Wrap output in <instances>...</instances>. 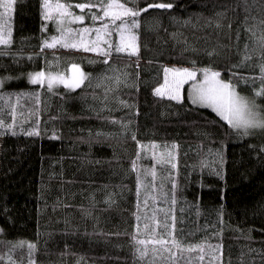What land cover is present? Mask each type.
Returning a JSON list of instances; mask_svg holds the SVG:
<instances>
[{
	"label": "trees",
	"instance_id": "obj_1",
	"mask_svg": "<svg viewBox=\"0 0 264 264\" xmlns=\"http://www.w3.org/2000/svg\"><path fill=\"white\" fill-rule=\"evenodd\" d=\"M62 2L85 16L75 25L92 24L87 9L76 5L99 0ZM160 2L173 8L141 14L138 51H113L106 63L103 53L44 45L60 32L42 17V0H14L11 42L0 45V111L10 122V101L17 113L15 135L0 129V264H264V129L241 136L243 130L186 94L172 100L152 91L165 65L209 67L264 112V96L255 94L264 83V0H137L140 7ZM116 37L113 30L114 43ZM73 64L91 74L75 89H49L26 78L38 70L68 75ZM33 127L39 134L27 135ZM168 152L175 168L158 164ZM173 216L185 245L178 259L154 253L161 246L151 244L160 238L150 235L153 229L171 239ZM134 233L149 240L143 258ZM29 241L36 245L31 256ZM201 242L203 253L187 249ZM207 244L220 245L214 260Z\"/></svg>",
	"mask_w": 264,
	"mask_h": 264
},
{
	"label": "snow or ice",
	"instance_id": "obj_2",
	"mask_svg": "<svg viewBox=\"0 0 264 264\" xmlns=\"http://www.w3.org/2000/svg\"><path fill=\"white\" fill-rule=\"evenodd\" d=\"M14 0H0V45H7L11 42V34L12 29L8 27L9 20L8 16L13 10ZM42 12L41 15L45 20L55 19L59 22V32L60 35H53L51 37V41L45 40L44 45L48 47H53L55 44L59 42H63L64 47L68 48H84L88 51L94 53H103L105 57L106 63H109L108 59L111 53L114 51L115 53H135L138 51L137 45V31L141 25V14L147 12L152 8H160V9H171L173 8L172 3H145L144 7H140L137 3V0H107L105 3L104 0H99L98 3H79L76 7L87 11L91 14L92 24L85 25L82 28H74V27H64L65 22L69 25L72 24L73 21H83L85 19L84 15H77L74 11H72V4L62 2V0H42ZM93 8H97L100 10L98 14L95 11H92ZM100 21V23H97ZM43 27V25H42ZM115 30L118 33L119 41L118 43H114L112 41V32ZM95 32L94 38H88V34ZM239 38V37H238ZM69 40H71V44H69ZM107 45L106 47L103 45ZM44 45H41L43 47ZM260 46L264 48V37L260 38ZM247 48V44L245 45ZM214 50L209 53V55H213ZM244 59H248V56L245 55ZM195 63V62H193ZM74 70L71 76H67L63 72H48L46 73L44 70H40L37 72L29 73V79L32 82H39L41 85L46 83L49 89H52L56 84H64L66 88L75 89L79 87L80 84L84 83L86 79L91 78V74L83 72L81 66L79 64L71 65ZM197 72H201L203 75L202 80L197 79ZM171 73V76H169ZM164 82L162 84H158L155 88L152 89L153 93L158 96H168L172 100H181V88L185 81H189L191 83V87L189 89V98L192 100L194 104H205L208 107H211L227 124L237 131H240L241 136H248L252 129L260 128L264 129V112L258 110L259 106L256 104L254 98H249L245 95L236 91L234 85H232L229 81L221 80L220 72L213 70L212 68L205 67L203 69H190V68H176L173 67H164ZM259 76L262 81H264V64L260 65V73ZM6 79V78H5ZM115 81L118 85L120 81V76L117 75ZM2 80H0V84H2ZM255 94L257 96H264V83L261 84L259 89L255 90ZM3 93H0V98L3 97ZM9 97L11 94H7ZM17 98L19 99V94H17ZM11 121L9 122L4 116V112L0 111V129H6L12 132L13 135L16 134V124H17V113H16V105L11 104ZM115 122V118H111ZM23 131V127L20 128ZM3 131H0V135H3ZM27 135H38L39 129L38 127H33L28 130ZM55 135V133H53ZM134 140L136 139L135 133H133ZM138 144H141L140 141H137ZM155 141L152 142L153 146H155ZM155 155V153H154ZM169 159H165L164 155H161L158 160L159 165L171 164L173 168L176 165L173 163L171 152H168ZM216 157L219 160V165L222 166L224 163L223 153L217 151ZM207 161H202L201 166H206ZM155 165L153 166L152 175L156 176ZM132 168H136V161L133 160ZM137 195L139 196L140 188L142 186V181L139 176V170H137ZM171 175V173H170ZM216 175H221L219 170H216ZM173 186V191L177 187V182L175 179L171 181ZM155 187V185H153ZM155 199V197H154ZM172 203L175 204V198L173 197ZM137 206L139 208V200L137 201ZM157 209H159V205H157ZM164 224L163 227L165 230L168 229V210L164 209ZM87 214V213H86ZM156 217V212H153V219ZM140 217L137 216V233L141 232V228L139 225ZM172 231L167 232V236L171 237V239H165L163 233H157L155 229H153L150 235L157 236L159 235V239H152L151 244L160 245L161 249L153 248L152 251L154 253L160 251L161 255H163V251H167L171 254V258L178 259L179 255L183 253L185 245L183 241L175 235V217H172ZM155 223L157 226L161 224L159 219H155ZM145 229L148 228V225L144 226ZM2 231V229H0ZM133 239L136 240L138 245H143L144 248L141 250L140 247H137L135 251L138 253L140 258H143L147 251V245L149 244V240L147 239H136V233L133 234ZM23 244L24 242H19ZM205 242H201L200 244H190L187 246V249L191 251L192 249H199L201 253L205 251L204 247ZM27 246L29 249V255L31 256L32 250L36 247V245L29 241L27 242ZM173 247L178 251H173ZM207 248L209 249L208 255L215 259V254L217 250L220 248V245H212L207 244ZM200 259L203 260L204 256L201 255ZM29 264H35L34 261L30 259ZM211 264V262H210Z\"/></svg>",
	"mask_w": 264,
	"mask_h": 264
},
{
	"label": "rangeland",
	"instance_id": "obj_3",
	"mask_svg": "<svg viewBox=\"0 0 264 264\" xmlns=\"http://www.w3.org/2000/svg\"><path fill=\"white\" fill-rule=\"evenodd\" d=\"M0 11H2V9H0ZM53 20V22H55V26L59 29V22L57 21V20H55V19H52ZM76 22H79V21H73L72 22V24L71 25H69L67 22H65V24H64V27H69V26H71V27H74V28H82V26H80V25H75L76 24ZM95 37V32L93 31L92 33H89L88 34V38H94ZM118 41H119V36H118V33H117V37H116V43H118ZM69 42V44H71V40H69L68 41ZM59 43H61V44H63V42H59ZM76 49V48H75ZM81 49V48H80ZM165 66H168V67H173V66H175L176 68H190V67H183V66H178V65H165ZM164 66V67H165ZM164 67H163V78H162V82H161V84L164 82ZM190 69H192V68H190ZM193 70H195V69H193ZM39 71V70H38ZM73 69L71 70V72L67 75V76H71L72 75V73H73ZM33 72H37V71H31V72H28V74H27V76H26V78H27V80L30 82V83H34V82H32L30 79H29V73H33ZM46 73H48L49 71H45ZM53 73H55V72H53ZM169 76H171V73H169ZM197 79L198 80H202L203 79V75H202V73L201 72H197ZM219 79H221V80H225V79H222V77L220 76L219 77ZM225 81H227V80H225ZM35 83H39V82H35ZM40 84V83H39ZM44 85H46V83L44 84ZM60 85H63V86H65L64 84H56V85H54L53 87H55V86H60ZM47 86V85H46ZM190 87H191V83L189 82V81H185V83L183 84V86H182V88H181V96H182V98H183V95L184 94H186L187 95V97H188V99L190 100V102L193 104V105H195V106H200V107H206V108H209V109H211L212 111H214L211 107H208L207 105H205V104H194L193 102H192V100L189 98V89H190ZM236 88V87H235ZM236 91H237V89H236ZM238 92V91H237ZM163 97H168V96H163ZM168 98H170V97H168ZM215 112V111H214ZM216 113V112H215ZM217 114V113H216ZM218 115V114H217Z\"/></svg>",
	"mask_w": 264,
	"mask_h": 264
}]
</instances>
